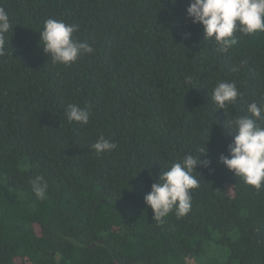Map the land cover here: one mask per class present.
<instances>
[{
  "label": "trees",
  "instance_id": "1",
  "mask_svg": "<svg viewBox=\"0 0 264 264\" xmlns=\"http://www.w3.org/2000/svg\"><path fill=\"white\" fill-rule=\"evenodd\" d=\"M189 3L0 0L13 24L0 57V264H264V188L219 162L228 116L264 101V33L220 53ZM48 18L79 25L93 53L53 65ZM219 81L242 93L228 115L211 102ZM70 104L88 106L87 125L67 122ZM101 135L117 147L97 156ZM202 146L190 212L158 223L144 195L163 164Z\"/></svg>",
  "mask_w": 264,
  "mask_h": 264
},
{
  "label": "clouds",
  "instance_id": "2",
  "mask_svg": "<svg viewBox=\"0 0 264 264\" xmlns=\"http://www.w3.org/2000/svg\"><path fill=\"white\" fill-rule=\"evenodd\" d=\"M175 3V0H172ZM186 15L193 24L202 26L204 41H212L220 53H226L238 43L239 38L254 33H264V0H190ZM13 27L9 13L0 7V57L8 55L9 33ZM79 25L63 20L48 18L39 31L43 51L50 56L53 65L71 66L83 55L93 53L94 49L85 41H79L74 34ZM12 55V53H11ZM186 77L185 83H191ZM242 93L235 82L219 81L211 93V102L216 109L224 110L234 104ZM248 115L228 116L232 142L227 146L228 155L219 157V162L238 177L245 185L256 191L264 188V101H253L247 106ZM64 116L68 123L87 125L90 109L87 105L67 106ZM117 145L105 139L103 135L91 145L94 154L100 156L111 152ZM205 147L193 153H186L181 159L168 161L162 165L158 178L144 195L143 202L149 208L153 218L160 224L170 213L177 218L186 216L192 206L191 192L200 187L195 168L201 161L199 154H205ZM194 173L196 175H194ZM151 176V174H150ZM31 191L39 200L46 198L48 183L42 176L31 181Z\"/></svg>",
  "mask_w": 264,
  "mask_h": 264
},
{
  "label": "water",
  "instance_id": "3",
  "mask_svg": "<svg viewBox=\"0 0 264 264\" xmlns=\"http://www.w3.org/2000/svg\"><path fill=\"white\" fill-rule=\"evenodd\" d=\"M91 246H93V245H91Z\"/></svg>",
  "mask_w": 264,
  "mask_h": 264
}]
</instances>
